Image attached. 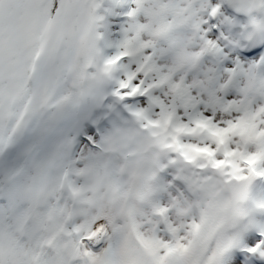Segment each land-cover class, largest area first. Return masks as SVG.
<instances>
[{"label":"snow or ice","instance_id":"1","mask_svg":"<svg viewBox=\"0 0 264 264\" xmlns=\"http://www.w3.org/2000/svg\"><path fill=\"white\" fill-rule=\"evenodd\" d=\"M0 264H264V0H0Z\"/></svg>","mask_w":264,"mask_h":264}]
</instances>
